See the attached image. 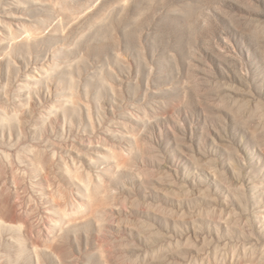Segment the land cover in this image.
<instances>
[{
    "label": "rangeland",
    "instance_id": "rangeland-1",
    "mask_svg": "<svg viewBox=\"0 0 264 264\" xmlns=\"http://www.w3.org/2000/svg\"><path fill=\"white\" fill-rule=\"evenodd\" d=\"M263 206L264 0H0V264H264Z\"/></svg>",
    "mask_w": 264,
    "mask_h": 264
},
{
    "label": "bare ground",
    "instance_id": "bare-ground-1",
    "mask_svg": "<svg viewBox=\"0 0 264 264\" xmlns=\"http://www.w3.org/2000/svg\"><path fill=\"white\" fill-rule=\"evenodd\" d=\"M233 165V164H232ZM234 166V165H233ZM235 168V167H234ZM233 168V169H234ZM240 168V167H239ZM236 169V168H235ZM214 179H217L218 180V182L224 187V189H225V194L223 195L224 197V199L226 198V197H228V196H230L231 197V202H230V204H228L227 202H225V201H220L221 202V204H223V207H227V211H225V210H223L222 208L220 209V212H217V208H215V206L213 207V211H211V214L213 213V217H214V222L216 221V218L217 219H219V220H222V223H223V225H225V232H226V228L227 227H230V225L231 224H238L237 222L238 221H236V220H233L232 219V217L230 216L231 214H233L235 211H233L232 212V208H229V206L231 205V204H233V203H235V204H237V207H239V209H241V211H244L245 210V204H244V200H246L245 199V195H244V192H243V190H246L244 187H243V190H242V186H241V182H240V171L238 172H233V174L231 175V177H226V178H221L220 176H218V173H217V170H215V172H213L212 174H210ZM242 178V177H241ZM259 179V178H258ZM216 181V180H215ZM242 181V180H241ZM261 182V181H260ZM255 184H256V186H257V181H255ZM185 186V185H184ZM221 187V186H220ZM252 187V186H251ZM182 188V187H181ZM253 188V187H252ZM249 189V188H248ZM184 191H190V192H192L193 194H195V195H198L197 193H200L201 191H200V189H196V188H192V186L190 187V185L187 187V189L186 190H184ZM217 191V190H216ZM250 191H251V189H250ZM254 191H256V190H254ZM214 192V191H213ZM185 193V192H184ZM210 193V192H209ZM206 194V195H210V194ZM187 194V193H186ZM204 194V193H203ZM218 194H219V192H218ZM200 195V194H199ZM205 195V194H204ZM212 195V194H211ZM213 195H215L214 193H213ZM249 196V195H248ZM255 196V195H254ZM191 198V197H190ZM207 198V197H206ZM217 198V197H216ZM249 198V197H248ZM254 198V197H253ZM196 199V198H195ZM198 199V198H197ZM250 199V198H249ZM255 199H257L256 197H255ZM228 200H229V198H228ZM200 201V200H199ZM199 201H197V202H199ZM256 201V200H255ZM195 202V201H194ZM217 202V201H216ZM180 203V202H179ZM219 203V202H218ZM176 204V203H175ZM197 204V203H196ZM171 205V204H170ZM184 205H186V204H184ZM199 205H200V203H199ZM172 206V205H171ZM176 206H179V204H176ZM188 206V205H187ZM196 206V205H195ZM248 206V205H247ZM190 207V206H189ZM217 207V206H216ZM219 207V206H218ZM231 207V206H230ZM236 207V208H237ZM264 207V206H263ZM180 208V207H179ZM195 208V207H194ZM202 208V207H201ZM211 208H212V206H211ZM173 209V208H172ZM178 209V208H177ZM214 209H216L215 211H214ZM219 209V208H218ZM234 209V208H233ZM248 209V208H247ZM181 210V209H180ZM208 210H210V209H208ZM222 210H223V212L224 213H222ZM182 211H183V208H182ZM226 212V213H225ZM206 213V212H205ZM208 213V212H207ZM0 214L2 215V214H4V212H0ZM177 214V213H176ZM239 215H241V214H239ZM186 216V215H185ZM235 216V215H234ZM183 217V216H182ZM210 217V216H209ZM231 217V218H230ZM243 217V216H242ZM259 217L260 218H264V214H261V215H259ZM244 218V217H243ZM236 219V218H235ZM248 218L246 217L245 218V220L244 221H246ZM6 220V217H5V219L3 220V217H0V224L1 225H4V222H2V221H5ZM213 220V219H212ZM242 221V220H241ZM243 221V222H244ZM248 221V220H247ZM194 222V221H193ZM213 222V223H214ZM249 222V221H248ZM219 224V223H218ZM240 224V223H239ZM238 224V225H239ZM245 224V223H244ZM249 224V223H248ZM261 224H262V222H261ZM196 225H197V223H196ZM196 225L195 226H193V227H196ZM236 225H234V226H236ZM238 225H237V227H238ZM241 225V224H240ZM5 226V225H4ZM216 226H218V225H216ZM244 226V225H243ZM249 226V225H248ZM21 227H22V225H21ZM178 228H179V226H178ZM202 228V227H201ZM200 228V229H201ZM216 228V227H215ZM180 229V228H179ZM194 229V235H195V237H196V230H195V228H193ZM239 229V228H238ZM245 229H247V228H242V230H245ZM263 229V228H262ZM181 230V229H180ZM198 230H199V228H198ZM175 231H177V230H175ZM183 231V230H182ZM181 231V233H183ZM220 231V230H219ZM231 231H233V230H230V228L228 229L227 228V233L229 234H231L232 232ZM200 232V231H199ZM244 232H246V230L244 231ZM249 232V231H248ZM261 232V231H260ZM177 233V232H176ZM179 233V232H178ZM263 233V232H262ZM187 234V233H186ZM225 234V233H224ZM252 234V233H251ZM180 235H182V234H180ZM232 235V234H231ZM188 237H190V235H187ZM193 236V235H192ZM225 236V235H224ZM237 236V235H236ZM252 236V235H251ZM187 237V238H188ZM194 237V238H195ZM248 236L247 235H241L240 236V238L241 239H246ZM233 238V237H232ZM239 238V239H240ZM190 239V238H189ZM238 239V238H237ZM187 240V239H186ZM36 242L37 241H34V244H32V247H31V249H33V251H35V255H36V259H37V262H40V258H39V256H38V248H37V245H36ZM256 243V242H255ZM189 244V243H188ZM224 245V244H223ZM241 245H242V243H241ZM240 245V246H241ZM245 245H246V243H245ZM248 245V244H247ZM236 246V245H235ZM49 247V246H48ZM190 247V246H189ZM207 247V246H206ZM242 247V246H241ZM256 247V246H255ZM263 247V246H262ZM50 250L52 251V252H56V253H58V257H61V258H63L64 257V253H63V251H62V249L59 247V245H57V244H55V243H52L51 245H50ZM229 248V247H228ZM244 248V247H243ZM227 249V248H226ZM235 249H237V248H235ZM250 249V248H249ZM233 250V249H232ZM242 250V249H241ZM252 250V249H251ZM263 250H264V248H263ZM68 251V250H67ZM203 251V250H202ZM100 252H102V251H100ZM103 253V252H102ZM204 254V253H203ZM208 254V253H207ZM255 254V253H254ZM260 257V256H259ZM231 258V257H230ZM258 259V258H257ZM232 260V259H231ZM213 261V260H212ZM220 261V260H219ZM224 262V261H223ZM229 262V261H228ZM235 264V263H234ZM256 264V263H255Z\"/></svg>",
    "mask_w": 264,
    "mask_h": 264
}]
</instances>
